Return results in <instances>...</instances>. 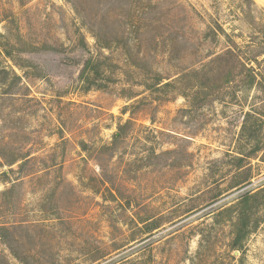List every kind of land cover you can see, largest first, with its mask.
<instances>
[{
    "label": "rangeland",
    "instance_id": "obj_1",
    "mask_svg": "<svg viewBox=\"0 0 264 264\" xmlns=\"http://www.w3.org/2000/svg\"><path fill=\"white\" fill-rule=\"evenodd\" d=\"M0 264H264V0H0Z\"/></svg>",
    "mask_w": 264,
    "mask_h": 264
},
{
    "label": "trees",
    "instance_id": "obj_2",
    "mask_svg": "<svg viewBox=\"0 0 264 264\" xmlns=\"http://www.w3.org/2000/svg\"><path fill=\"white\" fill-rule=\"evenodd\" d=\"M93 65V61L91 59H88L80 73V78H83L87 76V71L89 68H91ZM118 133L114 134V138H118ZM253 195L249 194V192L245 193L241 199V208L237 213V218L233 222V232L234 236L231 242V247L233 250L239 251L243 246V239L249 232V223H248V215L245 210V206L247 205L248 201L251 199ZM245 205V206H244Z\"/></svg>",
    "mask_w": 264,
    "mask_h": 264
}]
</instances>
